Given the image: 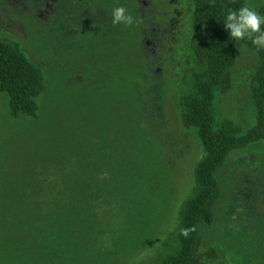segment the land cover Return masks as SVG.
Listing matches in <instances>:
<instances>
[{"label":"trees","instance_id":"1","mask_svg":"<svg viewBox=\"0 0 264 264\" xmlns=\"http://www.w3.org/2000/svg\"><path fill=\"white\" fill-rule=\"evenodd\" d=\"M191 1L188 49L195 63L189 89L181 93L178 106L181 126L195 132L203 153L194 165L192 188L164 243L160 264H204L201 231L213 222L221 192L219 172L233 154L264 141V0L254 20L246 19L247 0ZM40 9L38 0H0L1 17L8 15L18 24L32 18L41 32ZM111 37L105 61L91 66L92 76L77 73L79 82L89 83L74 99L81 101L86 95L99 112L90 117L89 138L70 132L80 124L71 122L65 105L59 107L60 114L38 119L37 99L46 90L43 74L18 43L0 38V93L7 97L11 115L34 120L31 136L42 145L53 140L51 132L43 139L36 134L42 124L62 133L61 147L68 153L63 160H43L40 155L22 160L18 172L10 175L14 184L0 195V222L7 225L6 235L12 241L6 250L13 264H114L145 237L129 230L119 210L125 194L134 202L150 201L152 181L137 124L145 114L139 93L147 77L145 60L134 51L139 37L130 33ZM236 42L256 58L251 82L255 119L248 128L218 119V89L227 85ZM135 77L140 83L131 86ZM115 80L120 83L116 90ZM35 181L37 189L44 183L48 191L36 192Z\"/></svg>","mask_w":264,"mask_h":264},{"label":"rangeland","instance_id":"2","mask_svg":"<svg viewBox=\"0 0 264 264\" xmlns=\"http://www.w3.org/2000/svg\"><path fill=\"white\" fill-rule=\"evenodd\" d=\"M260 1L247 0L246 19L254 20ZM2 17L0 38L18 43L43 74L46 90L37 99L38 119L52 113L60 114L59 107L65 105L72 115L71 122L80 124L70 132L91 137L88 135L93 129L90 117L99 114L98 108L88 101L86 95L82 96L81 101L76 102L74 99L83 89H88L83 85L89 81L85 84L84 79L79 82L77 73L88 78L92 76L90 54H72L74 50L69 38H60L62 43L58 42L55 52L46 55L39 22L26 17L18 24L8 15ZM80 37L91 40V35ZM110 40L112 42L111 36ZM235 56L227 85L218 89V119L231 120L248 128L255 119L251 82L256 58L237 42ZM50 57L53 59L49 60ZM183 58L181 64L177 61L175 67L163 66L156 74L148 72L145 60L143 72L147 77H144L139 89L145 114L142 122L137 124L145 143L143 153L145 160H148L147 170L152 181L148 191L150 201L134 202L127 199L125 194V203L119 209L129 230L139 235L143 233L145 237L141 238L135 250L120 256L114 264H160L164 243L175 227L182 201L192 188L193 168L203 150L195 132L183 128L180 122L178 100L181 93L188 91L191 83V63L184 62ZM93 77L97 78L94 74ZM138 79H130L129 84L132 86ZM119 86L120 83L115 80L112 88L116 90ZM33 123L34 120L30 118L13 117L7 97L0 93V195L5 188L14 184L10 175L18 172L22 160H30L36 155H40L43 160H63L67 157L68 153L61 147L62 133L60 135V132L51 131L48 124H42V128L36 132L38 136L42 135L43 139L45 133L53 134L50 144L42 145L36 136H31ZM132 128H136L135 125ZM124 129L126 132L129 127L125 126ZM51 141L54 145H51ZM139 149L141 153L142 148ZM218 177L221 192L214 206L213 222L201 231L199 252L204 264H264V141L233 154ZM36 186L35 181L33 189L40 194L48 191L44 183L38 186L39 189ZM6 231L7 225L0 222V264H13L12 254L6 250L12 244ZM208 253L211 254L209 258L206 257Z\"/></svg>","mask_w":264,"mask_h":264},{"label":"flooded vegetation","instance_id":"3","mask_svg":"<svg viewBox=\"0 0 264 264\" xmlns=\"http://www.w3.org/2000/svg\"><path fill=\"white\" fill-rule=\"evenodd\" d=\"M41 39L45 54L55 52L59 39L69 38L73 53H88L91 65L110 48V36L139 37L134 47L148 63V72L175 67L178 61L194 60L188 49L191 27V0H38ZM112 21H115L112 24ZM81 33V34H80ZM81 35H91L84 40ZM125 44V39H124ZM57 52V51H56ZM146 61L144 62L146 64ZM155 67V69H153ZM80 80V77L77 76Z\"/></svg>","mask_w":264,"mask_h":264}]
</instances>
